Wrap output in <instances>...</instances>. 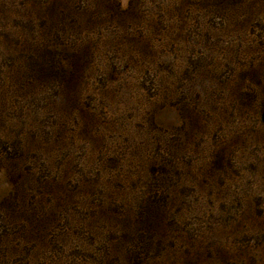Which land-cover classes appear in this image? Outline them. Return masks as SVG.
Segmentation results:
<instances>
[{
	"label": "rangeland",
	"instance_id": "374dc122",
	"mask_svg": "<svg viewBox=\"0 0 264 264\" xmlns=\"http://www.w3.org/2000/svg\"><path fill=\"white\" fill-rule=\"evenodd\" d=\"M0 264H264V0H0Z\"/></svg>",
	"mask_w": 264,
	"mask_h": 264
}]
</instances>
